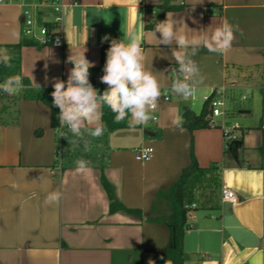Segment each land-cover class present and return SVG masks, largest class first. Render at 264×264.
Wrapping results in <instances>:
<instances>
[{
  "label": "crops",
  "instance_id": "obj_1",
  "mask_svg": "<svg viewBox=\"0 0 264 264\" xmlns=\"http://www.w3.org/2000/svg\"><path fill=\"white\" fill-rule=\"evenodd\" d=\"M65 1L63 44L20 49L19 74L28 87L48 93L56 79L66 81L73 67L70 54L84 52L94 67L102 64L96 75H103L111 39L127 42L130 31L141 37L146 65L164 86L171 85L175 43L158 45L152 37L156 23L171 13L196 31L209 26L211 31L225 20L239 25L242 34L236 33L228 52L201 48L193 59L204 77L200 86L226 85L227 91L244 90L252 98L237 113L226 110L215 119L217 126L191 132L182 126V108L189 102L162 96L157 120L135 130H106L96 139L103 147L102 163L89 162V169L78 173L75 163H59L64 145L70 146L51 126L49 106L12 95L14 105L0 122V264H142V250L169 240L170 229L160 218L171 213L168 194L190 164L191 152L200 169L185 188L190 228L184 264H264V0ZM165 4L174 9L163 11ZM22 38L20 8L1 4L0 50L12 56L9 45ZM177 117L179 126L173 123ZM231 123L244 132L226 147L221 125ZM137 145L154 148L148 162L136 160ZM102 174L115 198L141 214L110 212ZM223 186L235 190L236 202L222 201ZM50 191L63 194L59 204L45 203ZM150 261L156 264V256L145 252L144 264Z\"/></svg>",
  "mask_w": 264,
  "mask_h": 264
},
{
  "label": "clouds",
  "instance_id": "obj_2",
  "mask_svg": "<svg viewBox=\"0 0 264 264\" xmlns=\"http://www.w3.org/2000/svg\"><path fill=\"white\" fill-rule=\"evenodd\" d=\"M211 26L199 31L189 29L182 19L177 20L167 13L152 30V37L158 45L171 47V56L178 65L171 72L173 80L170 89L165 88L157 74L146 65L145 50L141 46V37L134 31L125 33L124 39H111L106 53V62L100 82L107 85L105 90L95 88L90 82L89 69L94 67L83 53L70 54L68 62L73 65L66 81L56 79L53 84L52 103L59 109L58 120L61 128H67L71 135L61 132L67 139L71 150L83 143V150H91L92 139L100 138L106 131L103 122V109L107 107L114 115V122L127 121L135 130L154 119L153 110L162 96L171 94L188 99L203 83L204 77L196 61L201 48L210 53L228 52L236 39V33L242 34L239 25L225 20L221 25L209 31ZM193 34H189V33ZM159 33V37H157ZM124 35V36H125ZM104 41L109 37L105 36ZM12 56L0 50V65L11 68ZM24 88L21 75L7 76L0 82V91L8 95H18ZM173 123H181L177 117ZM183 129H181L182 131ZM76 171L85 173L90 165L85 159L75 161ZM59 191H50L45 197L46 204H59L62 199ZM149 264H152L150 261Z\"/></svg>",
  "mask_w": 264,
  "mask_h": 264
},
{
  "label": "trees",
  "instance_id": "obj_3",
  "mask_svg": "<svg viewBox=\"0 0 264 264\" xmlns=\"http://www.w3.org/2000/svg\"><path fill=\"white\" fill-rule=\"evenodd\" d=\"M170 9H174V7L167 4L163 6V11H167ZM24 45L42 46L36 44L34 41L25 37H23L18 43L10 44L9 46L14 50V54L12 55L11 61L12 67L5 68L3 65H0V82H2L7 76L20 75V49ZM100 68H102V64L99 67L90 68L89 79L93 85L98 84L100 93H102L107 87V85L97 83L95 79L96 73ZM22 79L24 88L19 93V95L28 99L40 100L47 104L50 108L51 126L56 129L59 126V120L57 118L59 109L53 105L52 95L43 92L41 89L28 87L26 80L24 78ZM5 96H8V94L0 91V100L3 99ZM103 112V122L106 125V130L112 131L118 128L129 127L127 121H123L120 123L114 122V115L107 107L103 109ZM210 117L211 109L207 102L204 103L199 113H195L188 105H184L182 108V126L188 128L191 132L195 129L210 127ZM35 133L38 136L41 135L42 129H37ZM199 169L200 167L198 166L196 157L194 153L191 152L190 164L182 169L178 180L172 185L168 194V200L171 206V213L168 216L160 218V220L164 222L170 229L169 240L167 244L163 247L146 248L142 250V264H144L143 254L145 252H151L156 256V264H184V235L185 232L190 228V208L186 207L185 205L184 194L189 177L196 170ZM101 182L110 200V212L122 210L133 214H141V210L130 209L115 198L113 187L103 174L101 177Z\"/></svg>",
  "mask_w": 264,
  "mask_h": 264
},
{
  "label": "built area",
  "instance_id": "obj_4",
  "mask_svg": "<svg viewBox=\"0 0 264 264\" xmlns=\"http://www.w3.org/2000/svg\"><path fill=\"white\" fill-rule=\"evenodd\" d=\"M183 4V2H181ZM1 4H15L20 8V18H21V30L22 35L34 41L38 45H55L61 46L63 44V29L65 21V12L68 7V3L65 0H0ZM263 33H264V23H263ZM173 67H178L176 63H170V70ZM172 74V72H171ZM101 73L96 75L97 80L100 81ZM173 76V74H172ZM171 85L165 86V88L170 89ZM210 93L203 96V100L207 102L211 109L210 126H217L215 120L216 117L226 115V85H220L210 88ZM53 88L48 92L51 94ZM171 92L163 96L165 101L171 99ZM189 98L197 99L196 95H192ZM156 110H153L152 115L154 119L157 120ZM224 142L226 147L229 146L231 142L239 140L243 135V129L237 123L222 124L221 125ZM67 128H61L60 124L56 128V132L60 138L61 132L65 133ZM133 152L136 160L140 162H148L154 153V148L152 146L137 145L133 148ZM221 199L223 202H236L238 200L235 190L229 188L228 186H223L221 189ZM195 206V204H193Z\"/></svg>",
  "mask_w": 264,
  "mask_h": 264
},
{
  "label": "rangeland",
  "instance_id": "obj_5",
  "mask_svg": "<svg viewBox=\"0 0 264 264\" xmlns=\"http://www.w3.org/2000/svg\"><path fill=\"white\" fill-rule=\"evenodd\" d=\"M220 86V85H219ZM210 88L205 86H199L194 95H196L197 99L188 98L186 100L182 99V102L188 101L189 106L194 112L201 111L205 101L203 100V95L210 93ZM234 92V93H233ZM245 95V98H244ZM251 96H247L244 90H231L228 89L226 92V105L225 109L232 111L234 110L236 113L237 111L243 107L244 105H248L251 101ZM15 98H12L11 95L5 96L3 99L0 100V122L5 121L4 114L8 109V106L12 107L14 105ZM217 121L222 119V116L215 118ZM151 126V125H149ZM91 141V150L85 152L83 150V143L81 142L80 147H77L75 150H71V147H67L64 145L63 155L59 158V163L61 165H67L71 163H75L77 159H85L92 163H102V157L98 155V153L102 150V146L97 142L96 139H92L89 137ZM60 145V142H59ZM69 148V149H68ZM193 177H191L189 183L193 182Z\"/></svg>",
  "mask_w": 264,
  "mask_h": 264
},
{
  "label": "water",
  "instance_id": "obj_6",
  "mask_svg": "<svg viewBox=\"0 0 264 264\" xmlns=\"http://www.w3.org/2000/svg\"><path fill=\"white\" fill-rule=\"evenodd\" d=\"M146 133H150L149 131H145Z\"/></svg>",
  "mask_w": 264,
  "mask_h": 264
}]
</instances>
